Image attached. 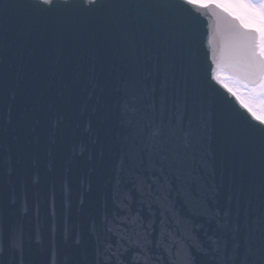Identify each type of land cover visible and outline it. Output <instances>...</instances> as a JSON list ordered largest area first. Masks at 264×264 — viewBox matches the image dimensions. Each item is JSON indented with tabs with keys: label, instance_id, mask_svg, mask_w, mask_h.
<instances>
[{
	"label": "water",
	"instance_id": "95a60500",
	"mask_svg": "<svg viewBox=\"0 0 264 264\" xmlns=\"http://www.w3.org/2000/svg\"><path fill=\"white\" fill-rule=\"evenodd\" d=\"M31 2L0 0V243L7 244L9 229L14 227L17 245L24 248V264H67L69 260L71 264H216L211 255H204L192 245L195 241L206 242L209 235L220 232L216 223L219 217L215 214L222 217L229 208V194L233 195L231 209L235 214L234 179L239 180L242 170L247 189L241 200L242 227H247L245 212L252 221L259 216L264 183L261 144L264 133L257 130L258 125L255 129L247 127L246 114L223 89L213 85L216 89L213 93L206 87L203 106H197L195 112L189 109L184 119L185 123L189 119L198 122L202 144L207 150L200 153L207 167L198 165V177L192 189L199 184L219 186L216 195L206 201L211 212L200 215L191 209L187 198L177 191L179 185L171 174L166 179L167 187L172 190L162 206L160 196L150 188L161 189L165 177L147 154L124 161L121 170L118 95L115 90L103 91L105 81L115 76L113 62L119 64L115 54L130 38L127 29L114 25L101 39H87L101 21H110L117 14L118 10L109 5L143 6L174 0H98L99 7L84 16H73L63 8L45 17L18 8H8L7 14L3 12L6 5ZM55 2L60 5L62 0ZM123 11L135 15L137 9L125 7ZM162 14L166 12L162 10ZM21 15L32 26L30 38L22 37L18 29ZM210 22L215 23L216 18L208 13L199 14L192 21L196 31L205 35ZM69 31H79L86 38L71 43L67 40ZM36 38L41 43L29 56ZM152 44L163 52L168 41L162 29ZM199 62L203 68V50L199 51ZM163 64L161 56V79ZM144 76L151 85L152 76L148 73ZM37 79L43 85L41 91L46 102L42 108L48 118L34 119L32 123L37 129H46V143L42 140L35 154L39 161H26L25 166L18 167L10 184L3 164L6 149L3 124L10 111L15 116L21 108L31 109L32 86ZM69 86L75 88L74 94L69 92ZM106 101L113 120L108 147L101 157L104 137L98 140L93 109L98 102L104 105ZM230 131L238 133L245 142L239 155L231 151ZM137 177L142 184L137 182ZM251 227L256 229L258 247L259 227L255 223ZM189 228L195 229L193 239L185 241ZM169 234L176 240L175 247ZM54 249L67 255L54 257ZM8 259L0 255V264H8ZM254 259L258 261L259 257Z\"/></svg>",
	"mask_w": 264,
	"mask_h": 264
},
{
	"label": "snow or ice",
	"instance_id": "6c2138e0",
	"mask_svg": "<svg viewBox=\"0 0 264 264\" xmlns=\"http://www.w3.org/2000/svg\"><path fill=\"white\" fill-rule=\"evenodd\" d=\"M98 7V0H62L60 5L55 0H32L26 5H6L3 12L7 14L8 8H18L45 17L53 10L63 8L73 16H84ZM108 7L117 9V14L110 21H101L94 33L88 34L87 39H101L108 28L114 25L125 26L126 35L130 37L115 54L119 64L113 62L114 78L106 80L103 86L104 92L111 89L118 95L117 119L121 124L122 137L121 170L124 161L147 154L154 161L160 175L165 177L161 189L150 188V191L160 196L162 206L172 190L167 187L166 179L171 174L179 185L177 191L187 198L191 209L197 214L209 215L211 210L206 201L216 195L219 186L214 183L199 184L196 189H192L198 177V165L207 167L200 156L202 151L207 150L202 144L198 122L189 119L185 123L184 117L189 109L195 112L197 106H203L204 89L207 87L214 93L215 85L223 89L227 97L234 100L246 114L244 122L248 128L255 129L258 125L257 130L264 133V0H174L172 3L143 6L113 4ZM125 7H135L136 14L124 12ZM140 9L148 11L141 12ZM162 10L166 14H162ZM202 13L216 18L215 23H209L206 35L198 33L192 23ZM18 29L22 37L32 36V26L23 15ZM161 29L168 41L163 52L152 44ZM85 38L79 31H69L67 36L71 43L81 42ZM40 43L39 38L34 40L33 49L28 51L29 56ZM200 50L204 51L203 68L199 62ZM161 56L164 61L162 79ZM144 73L152 76L151 85ZM8 86L6 81L5 91ZM42 87L41 80H35L31 109L21 108L15 116L10 111L3 124L6 142L3 164L10 184L18 167L25 166L26 161H39L35 154L42 140L46 143V129H37L32 123L34 119L42 121L48 118L42 108L46 102ZM69 92L74 94L75 88L69 86ZM108 102L104 105L98 102L93 109L98 124V140L104 137L101 157L105 147H108L113 120V114L106 107ZM66 107H70V104ZM236 115L239 116V113ZM228 134L232 136L233 155H239L244 148V140L238 133L230 131ZM261 144L264 146V137ZM137 182L142 184L139 177ZM245 182L242 170L239 180L234 179L233 191L237 200L235 214L231 209L232 194L228 196L229 208L223 212L222 217L219 213L215 214V217H219L216 223L220 232L209 235L206 242L195 241L192 245L202 250L204 255H211L216 264H264V183L260 192V214L252 221L245 212L247 227H242L241 200L247 191ZM12 192L15 197V185L12 186ZM24 195L26 198V191ZM12 203H16L15 198ZM253 223L258 225L261 233L258 247L255 244L256 229L251 227ZM194 231V228H189L184 240H192ZM169 238L175 247L176 240L171 234ZM0 255L9 258L8 264H24V248L23 245H17L14 227L9 229L7 244L0 243ZM52 255L58 257L67 253L54 249ZM254 257H259V260ZM67 264H71V261Z\"/></svg>",
	"mask_w": 264,
	"mask_h": 264
}]
</instances>
